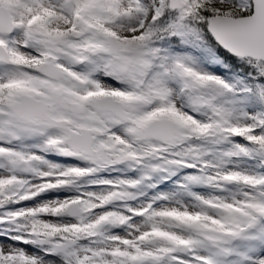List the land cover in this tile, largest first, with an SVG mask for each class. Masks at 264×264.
<instances>
[{
  "label": "snow or ice",
  "instance_id": "6c2138e0",
  "mask_svg": "<svg viewBox=\"0 0 264 264\" xmlns=\"http://www.w3.org/2000/svg\"><path fill=\"white\" fill-rule=\"evenodd\" d=\"M0 264H264V0H0Z\"/></svg>",
  "mask_w": 264,
  "mask_h": 264
}]
</instances>
